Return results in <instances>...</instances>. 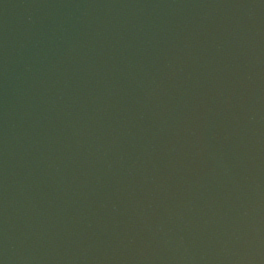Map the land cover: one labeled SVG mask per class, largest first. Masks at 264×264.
I'll use <instances>...</instances> for the list:
<instances>
[{
  "label": "water",
  "instance_id": "1",
  "mask_svg": "<svg viewBox=\"0 0 264 264\" xmlns=\"http://www.w3.org/2000/svg\"><path fill=\"white\" fill-rule=\"evenodd\" d=\"M0 264H264V0H0Z\"/></svg>",
  "mask_w": 264,
  "mask_h": 264
}]
</instances>
